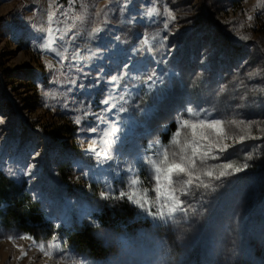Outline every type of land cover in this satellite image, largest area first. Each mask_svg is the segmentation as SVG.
<instances>
[{
    "label": "rangeland",
    "instance_id": "rangeland-1",
    "mask_svg": "<svg viewBox=\"0 0 264 264\" xmlns=\"http://www.w3.org/2000/svg\"><path fill=\"white\" fill-rule=\"evenodd\" d=\"M217 3L237 16L230 32L223 31L220 37L233 35L238 39L239 44L233 50V45H229L232 54L240 50L252 51L264 58V15L259 13L264 9V0L233 1L235 7L232 11L228 1L218 0ZM48 5L49 0H0V118L3 120L0 123V169L11 179L26 182L37 198L46 200L56 227L63 226L65 221L70 224L75 219H84L96 225L93 220L95 212L108 203L113 206L114 202L124 201L106 200L100 196L101 191L108 190L106 183H110L114 195L126 187V171L117 173L116 170L126 169L125 161L152 155L153 149H144L150 143L159 141L165 145L160 139H155L158 137L152 129L147 131L146 124L152 115L150 105L154 98L172 90L182 77L189 80L190 88L194 90L202 71L214 67V56L219 52L220 43L200 47L201 61L193 58L191 62L188 53L179 55L188 32L202 26L200 18L204 11L200 9V0H75L74 3L72 0H55L53 27L61 29V33L71 29L64 40L57 39L55 44L67 57L61 61L54 52L34 47L40 42L37 38L43 35L37 27L47 25ZM165 6L176 17L170 23ZM215 8L211 11L205 8V11H213L214 15ZM100 9L104 11L96 16ZM152 9L159 14L149 15ZM249 16L253 19L249 20ZM257 17L261 18L259 23ZM165 23H168L167 29L164 28ZM98 24L103 31L97 39L90 40L87 33ZM211 24L218 25L216 22ZM204 26L202 29L207 25ZM76 33L80 35L73 39ZM145 38L149 40V45L142 43ZM74 53L78 58H73ZM129 61V69H124L123 64ZM48 63L54 67H47ZM153 70L163 83L157 82L150 90L144 80L146 74ZM124 71H129V75L124 76L118 86L108 82L112 75H121ZM236 72L240 74L227 80L232 85L225 92L203 91L197 94L202 97H192L187 107L214 108L212 115L217 119L236 117L261 121L248 112L252 110V104L256 106L261 100L264 89L261 75L242 66L236 68ZM133 75L140 79H133ZM72 79L77 85L68 83ZM81 83L85 88L78 87ZM125 90L128 93L125 96L128 111L120 114L124 132L120 142L114 146V159L98 168L95 158L86 151L91 140L96 138L95 134L86 131L98 124L96 116L90 114L77 125L74 118L82 113L73 109L79 107L80 101H84L85 105L90 101V113L100 114L106 107L100 101L110 91L119 95ZM46 103L51 107H45ZM187 107H179L178 115L184 113ZM114 112L107 114L109 119H114ZM255 131L257 129L254 128L253 133ZM237 145L241 144H234L221 154L220 161L210 163L226 162L225 158L243 163L242 157L248 154V150L240 155L231 154ZM36 152L40 155L33 159ZM64 156L73 158L76 165L70 170L68 168L69 184L59 179L56 169ZM30 164L36 167L30 175L25 174ZM82 170L89 175H81ZM137 171L147 186L150 176L147 164L137 160ZM241 175H252L249 167L216 182L220 187L214 193L203 198L199 193L184 198L191 208L187 217L180 214L176 223L154 221L129 202L137 207L141 217L151 220L153 228L136 234L97 228V236L109 250V255L102 260H91L62 244V252L56 253L54 259L44 257L36 247H32L26 257L17 260L20 252L6 236L24 233L14 227L0 226V264H56L60 255L83 259L87 264H233L236 253L241 250L240 239L245 226L248 228L246 252H254L257 243L253 238L258 234L263 238L260 250L264 252V204L257 208V199L249 203L248 185L244 189L242 186L232 189L235 183H239ZM151 183L154 184V181ZM223 188V195L230 192L225 202L228 206L219 207L217 204ZM205 213L215 216L214 224L208 228L202 221ZM122 240L127 242V249L122 246ZM15 243L27 249L31 241L18 239Z\"/></svg>",
    "mask_w": 264,
    "mask_h": 264
},
{
    "label": "snow or ice",
    "instance_id": "snow-or-ice-1",
    "mask_svg": "<svg viewBox=\"0 0 264 264\" xmlns=\"http://www.w3.org/2000/svg\"><path fill=\"white\" fill-rule=\"evenodd\" d=\"M72 2L74 3L75 0H72ZM54 3L55 0H49L46 13L47 25L40 24L37 27V30L43 35L37 38L40 42L34 44V47L39 48L41 51L54 52L62 61L67 59V57H65L63 51L55 47V44L57 39L64 40L67 31H71V29L61 33V29L53 27L54 17L56 16V11L53 7ZM103 11L104 9H100L95 15L99 16ZM164 11L168 16V23L176 19L175 15L166 6ZM153 13L159 14L156 9H152L148 14L152 15ZM248 19L251 20L253 18L249 16ZM168 23L164 24L165 29L168 28ZM102 31L103 27L98 24L88 31L87 36L90 40H95ZM56 33L61 34L57 36ZM79 35L80 33H76L73 39ZM117 39L119 38L117 37ZM142 43L149 45V40L145 38ZM73 58H78L76 53L73 54ZM129 63L130 61L124 63L123 68L129 69ZM46 66L49 68L54 67L51 63ZM128 75L129 71H124L121 75H112L108 82L118 86L119 81ZM133 79H140V77L133 75ZM157 82L163 83V79L157 76L154 70L146 74L144 83L150 90L156 86ZM68 83L74 86L77 85L74 79L69 80ZM78 87L83 89L85 85L81 83ZM46 95L48 94L46 93ZM126 95H128L126 90L119 95L110 91L100 101L101 104L106 106L101 110L100 114L90 113V101L87 105H85L84 101H80L79 107L73 109L82 113L74 118V122L77 125H80L82 120L86 119L90 114L96 116L98 124L86 129L87 132L96 135V138L91 140L86 151L95 158L98 168L114 159V146L120 142L121 134L124 132L120 125V114L128 111ZM73 103H76V101L73 100ZM64 106L67 107V103ZM45 107H51V105L46 103ZM114 110V119H109L107 114L113 113ZM214 111V108L198 109L191 106L187 107L184 113L176 117L177 130L173 133L169 143L167 145H162L159 141L150 143L148 148L153 149L152 155L138 156L134 160L125 161L126 169H117L116 171L117 173L126 171V187L121 189L118 195H114L110 183H106L105 187L108 190L101 191V198L106 200H127L143 210L148 216H151L154 221L163 224L176 223L180 218V214L187 217L191 205L186 204L184 198L194 197L197 193L203 198L206 194L216 192L220 187L216 182L243 172L250 166L247 161L252 160L254 154L248 153L242 157L243 163L229 158H225L226 162L222 163L212 164L210 161H220L221 154L225 153L236 143L243 142L246 139L259 138L253 134L254 128L264 132V121H246L236 117L227 120L217 119L212 115ZM2 122L3 120L0 118V123ZM100 125H104V127H100ZM39 155L40 153L36 152L33 159ZM137 160L146 163L149 168L150 176L147 186L137 171ZM35 167V164L28 165L25 174L30 175ZM81 175L86 177L89 173L82 170ZM77 178L79 179V177ZM152 181H154V184L151 183ZM150 192L154 195H150ZM6 239L11 241L14 247L18 248L20 256L16 257L17 260L26 257L32 247H36L48 259L56 258V253L62 252L59 238L55 235L47 242H37L34 237L26 233L9 234ZM18 239L28 240L31 243L25 249L23 245L15 243ZM121 244L124 249L128 248L126 241L122 240ZM56 264H87V261L60 255L56 259Z\"/></svg>",
    "mask_w": 264,
    "mask_h": 264
},
{
    "label": "trees",
    "instance_id": "trees-1",
    "mask_svg": "<svg viewBox=\"0 0 264 264\" xmlns=\"http://www.w3.org/2000/svg\"><path fill=\"white\" fill-rule=\"evenodd\" d=\"M202 1L203 0H200V9ZM217 1L218 0L203 1L201 10L204 11V14L202 13L203 17L200 18L203 20L202 26L197 30L188 32L189 36L183 43L181 42L184 48L180 50L179 54L188 53L191 62L193 58L201 61V52H199L200 47L203 48L208 44L220 43L218 44L219 52L214 56V67L207 69L206 72L202 71L197 77L198 79H196L198 84L194 90L190 88L189 80L182 77V81L172 88V90L161 93L154 98L150 105L152 115L146 124L148 128L147 131L152 129L158 137L155 139H160L165 145L169 143L173 133L177 130L176 117L180 111L179 107H182V109L187 107L189 104L188 101L191 100L192 97H202L197 94H201L203 91L209 89L213 92H225V90L232 85L227 80H229L230 77L233 78L240 74L237 73L238 71L236 72V68L239 66H242L245 70L249 68L251 71H258L259 75H261L260 82L264 86V58L258 55L257 52L255 53L252 51L245 52L240 50L242 52L234 51L232 54L231 50H233L235 45L238 46L239 44L238 39L233 35L220 38L222 36L221 32H230L229 29L232 24L236 22L237 16H235L234 12L228 13L224 8H221L222 6L219 7ZM225 1H228L230 11H232L235 7L233 1L236 0ZM214 7H216L214 15L213 11L206 13L205 8L207 11H211ZM259 13L264 15V9L262 8ZM205 14L207 17L206 19L210 21L205 22L207 21L204 19ZM261 18L257 17V21ZM210 22H216L218 25L211 24L210 26ZM204 25L207 26L205 29H202V27H205ZM201 31H203V33ZM229 45H233L231 50L229 49ZM190 60L187 59V61ZM217 61L218 63H216ZM261 93V100H258L256 106L252 104V110L248 112L258 117L261 121H264V89ZM253 134L259 138L250 139L248 141L245 140L239 143L241 145H237L232 149L231 154L235 155L243 154L247 150L248 153L254 154V158L249 161V169L252 175H241V178L238 180L239 183H235L236 185L233 186L232 189L236 190L237 186H242L244 189L248 185L249 191L247 195L249 196V203L257 199L255 206L258 208L264 204V132L257 130ZM144 149L149 150L148 146ZM75 157L77 158L76 155ZM74 163L73 158L64 156L56 165L59 179L64 184H69L68 168L70 170L71 167L75 165ZM224 190L225 188H223L219 197L220 200L217 204L219 207L228 206V203L225 202L228 199L227 193L230 192L223 195L225 192ZM262 193L263 195H260ZM235 209L237 208H234V210ZM139 213L137 207H133L128 201L124 200L120 203L114 202L113 206L108 203L101 210L95 212L93 214V220L97 226L85 222L84 219H75L70 224L65 221L63 226L56 227L52 221L53 213L49 211L46 200L40 197L37 198L26 182H18L11 179L0 169V226L17 228L24 234L26 233L34 237L36 241L51 239L52 236L55 235L59 238L63 247L91 260H102L109 255L108 248L104 247L102 241L97 236V228L127 231L134 234L151 230L153 228L151 220L141 217ZM214 217V214H204L202 221L207 228L214 222ZM247 230L248 228L245 226L240 239L241 250L236 253L233 264H264V252L260 250V243L263 238L260 234L255 235L253 239L257 243V246L254 248V252L247 253L245 249L248 242ZM262 249H264V246H262Z\"/></svg>",
    "mask_w": 264,
    "mask_h": 264
}]
</instances>
